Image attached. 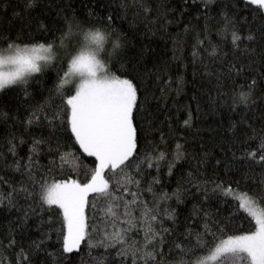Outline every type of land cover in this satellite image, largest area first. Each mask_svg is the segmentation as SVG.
<instances>
[{"label": "trees", "instance_id": "16d2710c", "mask_svg": "<svg viewBox=\"0 0 264 264\" xmlns=\"http://www.w3.org/2000/svg\"><path fill=\"white\" fill-rule=\"evenodd\" d=\"M85 38L101 39L106 71L133 86L135 145L87 193L85 235L67 251L65 205L98 165L73 131L66 76ZM62 42L68 53L0 90V264H196L257 229L234 193L264 210L263 6L0 0L1 49ZM208 264L252 263L228 252Z\"/></svg>", "mask_w": 264, "mask_h": 264}, {"label": "rangeland", "instance_id": "374dc122", "mask_svg": "<svg viewBox=\"0 0 264 264\" xmlns=\"http://www.w3.org/2000/svg\"><path fill=\"white\" fill-rule=\"evenodd\" d=\"M249 1L264 8V0ZM100 45L101 39L96 38H85L79 42L78 49L69 58L66 75L69 80L73 78L77 85L70 103L72 116L77 117L81 126L74 127L72 122L73 131L85 150L95 155L98 160L97 170L79 190L78 200L65 205L67 234L64 247L67 251L77 249L85 235L83 209L87 193L103 176L105 167L121 164L132 154L135 145L130 118L134 101L133 86L128 79L114 77L106 71L97 54ZM66 46L62 42L58 45L24 46L12 50L0 48V90L40 70L62 52L68 53ZM69 47L68 45V49ZM72 52L73 50L69 53ZM94 111L96 116L92 118L90 114ZM104 111L107 115L102 114ZM109 115L112 125L110 130H107L108 125L105 127L103 121H108ZM120 146L122 151L119 156L114 151ZM59 187L64 188L65 185ZM63 194L57 191V188H50L46 195L50 200H57L62 198ZM234 195L255 218L257 229L248 234L225 239L196 264L217 261L228 252L244 253L249 256L252 264H264V210L244 194L235 192Z\"/></svg>", "mask_w": 264, "mask_h": 264}, {"label": "bare ground", "instance_id": "6f19581e", "mask_svg": "<svg viewBox=\"0 0 264 264\" xmlns=\"http://www.w3.org/2000/svg\"><path fill=\"white\" fill-rule=\"evenodd\" d=\"M53 62V61H52Z\"/></svg>", "mask_w": 264, "mask_h": 264}]
</instances>
